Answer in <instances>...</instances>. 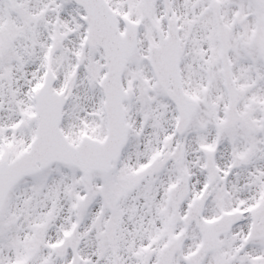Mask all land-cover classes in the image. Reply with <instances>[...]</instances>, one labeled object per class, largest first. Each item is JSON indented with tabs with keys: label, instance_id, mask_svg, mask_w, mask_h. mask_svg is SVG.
Masks as SVG:
<instances>
[{
	"label": "snow or ice",
	"instance_id": "snow-or-ice-1",
	"mask_svg": "<svg viewBox=\"0 0 264 264\" xmlns=\"http://www.w3.org/2000/svg\"><path fill=\"white\" fill-rule=\"evenodd\" d=\"M0 264H264V0H0Z\"/></svg>",
	"mask_w": 264,
	"mask_h": 264
}]
</instances>
